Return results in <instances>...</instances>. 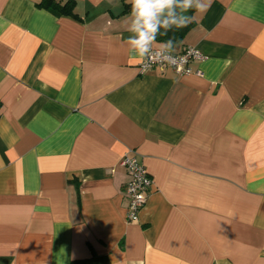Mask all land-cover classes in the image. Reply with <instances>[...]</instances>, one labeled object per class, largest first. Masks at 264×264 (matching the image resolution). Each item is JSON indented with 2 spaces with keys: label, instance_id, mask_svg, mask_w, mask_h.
<instances>
[{
  "label": "crops",
  "instance_id": "crops-1",
  "mask_svg": "<svg viewBox=\"0 0 264 264\" xmlns=\"http://www.w3.org/2000/svg\"><path fill=\"white\" fill-rule=\"evenodd\" d=\"M73 1L0 0V264H264V0L194 11L185 75L139 71L130 0Z\"/></svg>",
  "mask_w": 264,
  "mask_h": 264
},
{
  "label": "clouds",
  "instance_id": "clouds-1",
  "mask_svg": "<svg viewBox=\"0 0 264 264\" xmlns=\"http://www.w3.org/2000/svg\"><path fill=\"white\" fill-rule=\"evenodd\" d=\"M130 3L131 23L128 31L131 35L126 43L135 50L136 57L146 61H151L152 45L157 42L158 35H166L174 27H186L192 20V17L186 15L189 10L203 13L211 6V0H130ZM161 29L164 30L163 33ZM160 45L166 49L163 54L171 56L175 48L174 42L169 39L160 42Z\"/></svg>",
  "mask_w": 264,
  "mask_h": 264
},
{
  "label": "built area",
  "instance_id": "built-area-1",
  "mask_svg": "<svg viewBox=\"0 0 264 264\" xmlns=\"http://www.w3.org/2000/svg\"><path fill=\"white\" fill-rule=\"evenodd\" d=\"M153 48L151 61L141 60L139 64V71L144 73L150 68L158 67L160 70L166 68L171 69L176 74L185 75L191 71L188 64L192 60H200L203 58L201 52L195 47H184L180 53H173L171 56H165V48ZM167 59L168 61H162ZM161 60V61H157ZM120 165L126 170L129 179L125 185V195L128 200L126 209V220L128 222H138L139 214L144 208L153 181L151 175L145 166L137 159L135 153L130 149L121 158Z\"/></svg>",
  "mask_w": 264,
  "mask_h": 264
},
{
  "label": "trees",
  "instance_id": "trees-1",
  "mask_svg": "<svg viewBox=\"0 0 264 264\" xmlns=\"http://www.w3.org/2000/svg\"><path fill=\"white\" fill-rule=\"evenodd\" d=\"M74 4L75 2L73 0H67L64 3H60L55 0H39V2L37 3V6L39 8L47 9L56 15H68V16L76 17V15L73 12ZM129 8H131V3L125 5L124 12L128 11ZM194 11L195 10H189V12L186 13V15L192 17ZM193 25H194V21L192 17L191 22L186 27H183L180 29H177L174 27L172 30L168 31L166 35L165 34L158 35L156 43L160 44V42H164V41L171 39L174 42V46H177L183 41L187 32L192 28ZM163 32L164 30L161 29V33ZM160 46L161 48H164V46L162 45ZM104 261H105L104 257H92L83 262L97 263V262H104ZM79 263L80 262H75L73 264H79Z\"/></svg>",
  "mask_w": 264,
  "mask_h": 264
}]
</instances>
